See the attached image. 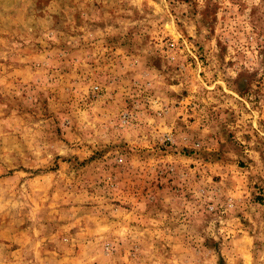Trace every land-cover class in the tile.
Instances as JSON below:
<instances>
[{
  "label": "rangeland",
  "instance_id": "1",
  "mask_svg": "<svg viewBox=\"0 0 264 264\" xmlns=\"http://www.w3.org/2000/svg\"><path fill=\"white\" fill-rule=\"evenodd\" d=\"M0 264H264V0H0Z\"/></svg>",
  "mask_w": 264,
  "mask_h": 264
}]
</instances>
